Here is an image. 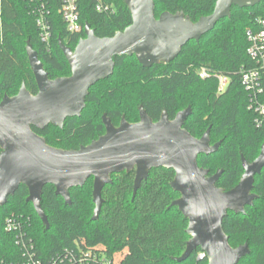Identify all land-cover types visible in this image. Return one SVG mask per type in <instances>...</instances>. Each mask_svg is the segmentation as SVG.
Masks as SVG:
<instances>
[{
  "label": "trees",
  "instance_id": "1",
  "mask_svg": "<svg viewBox=\"0 0 264 264\" xmlns=\"http://www.w3.org/2000/svg\"><path fill=\"white\" fill-rule=\"evenodd\" d=\"M40 1L49 10L48 47L40 40L32 0H0V99L5 93L16 94L22 83L31 93L37 92L25 53L27 41L52 79L70 74L58 47V38L73 49L85 36L86 23L98 37L112 36L131 23L124 0H104L113 9L104 12L95 9V0H77L82 29L73 33L67 30L59 13L60 0H36ZM153 1L156 17L163 11L182 10L196 21L212 12L216 0ZM256 18H264V0L252 7L233 6L229 17L217 22L198 41L186 42L178 55L166 64L143 67L134 56L114 57L112 74L89 89L80 116L66 119L62 128L49 125L32 129L43 136L48 145L76 149L104 132L103 113L116 126L122 117L128 122L138 121L140 105L153 121L163 111L172 119L178 111L190 106L192 111L183 127L194 137H200L209 127L210 144L220 141L215 152L198 156V165L208 169L209 174L221 169L216 186L230 189L242 175L241 156L252 162L264 141V128L256 129L252 124V113L247 110V92L239 75L240 68L251 63L245 32L254 26ZM202 67L209 72V77H199ZM216 74L230 79L223 92H217ZM173 176L171 169H151L132 198L134 171L111 174V183L102 189L103 203L94 221L91 220L92 178L82 186L69 189L70 205H65L62 198L53 193L52 185L46 186L58 212H68L79 221L80 234L73 232L71 225L55 220L59 215L46 207L43 190L42 208L50 222V228L45 230L31 203L26 201L27 188L20 185L0 208V260L19 252L14 234L3 229L5 219L14 214L29 226V236L39 253H48L54 243L68 245L76 240L118 264H206V258L199 257V248L184 261L173 260L182 254L189 239L185 232L187 220L177 207L170 206L171 201L179 197L170 187ZM252 190L258 196L253 204L245 206L243 214L228 211L222 221L232 247L248 244L249 254L237 264H264V166L255 177ZM120 247L122 253L116 258Z\"/></svg>",
  "mask_w": 264,
  "mask_h": 264
},
{
  "label": "water",
  "instance_id": "2",
  "mask_svg": "<svg viewBox=\"0 0 264 264\" xmlns=\"http://www.w3.org/2000/svg\"><path fill=\"white\" fill-rule=\"evenodd\" d=\"M259 1L216 0L210 14L192 21L182 10L163 11L156 17L153 0H124L131 23L112 36L98 37L86 23L85 36L73 49L58 38L70 74L52 79L27 41L25 53L37 92L31 93L22 83L16 94L5 93L0 99V208L23 185L28 191L26 201L48 230L50 222L41 202L43 189L52 185L53 193L70 205L69 189L93 178L94 221L103 203L102 189L111 183V174L134 171L133 198L151 169H171L174 176L170 187L179 197L170 206L177 207L187 220L185 232L189 236L184 251L173 260L184 261L199 248L206 264H237L249 254L248 244L232 247L222 221L228 211L243 214L245 206L258 197L252 188L264 166V141L252 162L241 156L242 175L235 186L225 190L216 186L221 169L209 174L198 165V156L215 152L220 141L210 144L209 127L200 137L183 127L191 114L190 106L173 119L163 111L153 121L140 105L138 121L128 122L122 117L117 126L103 113L104 133L76 149L48 145L32 127L62 128L67 118L80 116L89 89L112 74L114 57L134 56L143 67L169 63L186 42L198 41L217 22L229 17L233 6L252 7Z\"/></svg>",
  "mask_w": 264,
  "mask_h": 264
},
{
  "label": "built area",
  "instance_id": "3",
  "mask_svg": "<svg viewBox=\"0 0 264 264\" xmlns=\"http://www.w3.org/2000/svg\"><path fill=\"white\" fill-rule=\"evenodd\" d=\"M34 3L32 13L39 30V37L47 47L50 42L49 10L43 1ZM95 9L99 12L113 11L112 7L104 3V0H95ZM59 13L65 22L67 30L73 33L80 32L77 0H60ZM247 55L251 61L247 67L239 70L240 82L247 92V110L252 113V124L256 129L264 128V18H256L255 24L247 28L245 32ZM200 78L210 76L202 67L198 71ZM217 92H223L230 79L223 74H216ZM29 226L23 220L10 215L5 219L3 229L6 233H13L19 252L0 260V264H118L102 252H96L90 247L81 246L74 240L72 244L51 246L48 253L36 251L33 241L28 233ZM199 257H205L200 252Z\"/></svg>",
  "mask_w": 264,
  "mask_h": 264
},
{
  "label": "rangeland",
  "instance_id": "4",
  "mask_svg": "<svg viewBox=\"0 0 264 264\" xmlns=\"http://www.w3.org/2000/svg\"><path fill=\"white\" fill-rule=\"evenodd\" d=\"M27 61H25L26 63ZM45 191V196H46V207L47 208H52L53 211L55 212V215L58 214L59 216H57L55 218V220L61 222V224H65V225H71L72 226V231L73 232H76L78 234H80V228H79V221L73 217L71 214H69L68 212L67 213H64V214H60L56 208V205H54L53 203V200H52V197H51V194L48 192V190L46 189V187L43 189ZM54 216V215H53ZM83 240L85 242H87V240L82 236ZM96 240L100 243V239L99 238H96ZM122 248L120 247L118 250H117V256L116 258L119 257V255H121L122 253Z\"/></svg>",
  "mask_w": 264,
  "mask_h": 264
},
{
  "label": "flooded vegetation",
  "instance_id": "5",
  "mask_svg": "<svg viewBox=\"0 0 264 264\" xmlns=\"http://www.w3.org/2000/svg\"><path fill=\"white\" fill-rule=\"evenodd\" d=\"M85 103H86V100H85ZM161 114H162V113H161ZM106 115H107V114H106ZM101 116H102V115H101ZM160 116H161V115H160ZM72 118H73V117H72ZM159 118H160V117H159ZM159 118H158V119H159ZM173 118H174V117H173ZM173 118H172V119H173ZM67 119H68V118H67ZM158 119H157V120H158ZM120 120H121V119H120ZM101 121H102V119H101ZM155 121H156V120H155ZM119 123H120V122H119ZM63 124H64V123H63ZM102 124H103V123H102ZM113 125H114V124H113ZM118 125H119V124H118ZM183 125H184V124H183ZM103 126H104V125H103ZM116 126H117V125H116ZM62 127H63V126H62ZM32 128H33V127H32ZM104 130H105V129H104ZM103 133H104V132H103ZM103 133H102V134H103ZM254 183H255V182H254ZM92 184H93V178H92ZM253 186H254V185H253ZM252 189H253V188H252ZM252 192H253V190H252ZM254 193H255V192H254Z\"/></svg>",
  "mask_w": 264,
  "mask_h": 264
}]
</instances>
